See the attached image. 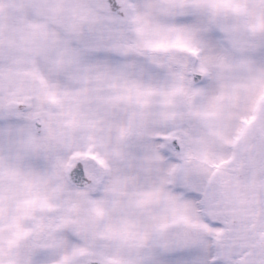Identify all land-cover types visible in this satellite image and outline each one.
I'll return each mask as SVG.
<instances>
[{"label":"snow or ice","instance_id":"6c2138e0","mask_svg":"<svg viewBox=\"0 0 264 264\" xmlns=\"http://www.w3.org/2000/svg\"><path fill=\"white\" fill-rule=\"evenodd\" d=\"M0 264H264V0H0Z\"/></svg>","mask_w":264,"mask_h":264}]
</instances>
